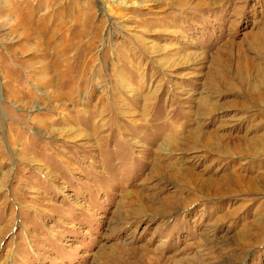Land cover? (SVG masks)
<instances>
[{
  "label": "rangeland",
  "instance_id": "1",
  "mask_svg": "<svg viewBox=\"0 0 264 264\" xmlns=\"http://www.w3.org/2000/svg\"><path fill=\"white\" fill-rule=\"evenodd\" d=\"M0 264H264V0H0Z\"/></svg>",
  "mask_w": 264,
  "mask_h": 264
},
{
  "label": "bare ground",
  "instance_id": "2",
  "mask_svg": "<svg viewBox=\"0 0 264 264\" xmlns=\"http://www.w3.org/2000/svg\"><path fill=\"white\" fill-rule=\"evenodd\" d=\"M32 109L34 108V107H31ZM197 140V139H196ZM222 145V144H221Z\"/></svg>",
  "mask_w": 264,
  "mask_h": 264
}]
</instances>
